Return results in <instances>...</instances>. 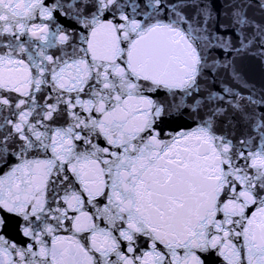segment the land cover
<instances>
[{
	"label": "snow or ice",
	"instance_id": "6c2138e0",
	"mask_svg": "<svg viewBox=\"0 0 264 264\" xmlns=\"http://www.w3.org/2000/svg\"><path fill=\"white\" fill-rule=\"evenodd\" d=\"M0 264H264V0H0Z\"/></svg>",
	"mask_w": 264,
	"mask_h": 264
}]
</instances>
